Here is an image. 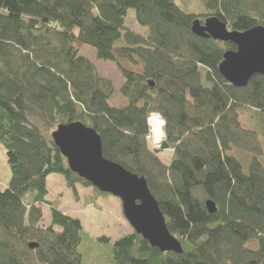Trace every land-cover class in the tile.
I'll return each instance as SVG.
<instances>
[{"label": "trees", "instance_id": "obj_1", "mask_svg": "<svg viewBox=\"0 0 264 264\" xmlns=\"http://www.w3.org/2000/svg\"><path fill=\"white\" fill-rule=\"evenodd\" d=\"M203 1L201 15L176 0H0V145L12 174L0 187V264H84L81 221L47 200L53 174L76 195L78 185L93 187L51 136L74 122L98 132L106 159L146 178L183 248L162 253L134 231L111 246L110 264H264V165L255 157L246 172L231 152L260 151L240 111L264 113V77L230 85L219 66L237 47L192 32L196 19L212 16L238 32L264 26V0ZM130 10L147 33L126 26ZM84 46L116 64L126 106L110 105L115 85L81 54ZM153 111L167 119L159 150L147 139ZM165 150L173 151L169 165L158 156ZM42 205L51 207L46 227L38 226Z\"/></svg>", "mask_w": 264, "mask_h": 264}, {"label": "water", "instance_id": "obj_2", "mask_svg": "<svg viewBox=\"0 0 264 264\" xmlns=\"http://www.w3.org/2000/svg\"><path fill=\"white\" fill-rule=\"evenodd\" d=\"M192 32L204 39L233 43L236 51H227L219 66L220 74L235 87L244 88L255 75L264 77V26L246 32L231 30L218 17L205 21L196 19ZM55 146L67 159L70 170L89 182L101 193L111 194L122 201L123 214L134 231L147 240L151 247L162 253L181 254L178 238L168 229L159 202L151 193L145 177L126 170L103 155L101 136L82 122L61 124L52 133ZM206 207L216 213V204L209 200ZM39 247L31 243L30 248Z\"/></svg>", "mask_w": 264, "mask_h": 264}, {"label": "rangeland", "instance_id": "obj_3", "mask_svg": "<svg viewBox=\"0 0 264 264\" xmlns=\"http://www.w3.org/2000/svg\"><path fill=\"white\" fill-rule=\"evenodd\" d=\"M179 8L185 13L205 14L208 13L203 0H176ZM126 26L139 33H147L148 28L140 26L135 17L134 10H130L126 17ZM81 54L89 58L96 65L100 75L111 80L116 88V92L109 103L113 107H123L127 105L126 98L121 93L125 79L115 63L98 60L96 51L90 46H84ZM240 122L247 130L256 133L260 151L254 152L245 149L234 148L231 152L243 164L244 170L249 171L250 164L255 157L264 165V113L254 108H243L240 111ZM149 142L152 150H159L153 143ZM149 141V139H148ZM158 156L167 165L173 158L172 150H165ZM12 178L10 166L7 160V152L0 145V187L7 189ZM49 194L47 200L60 211L79 219L89 238L84 239L80 246V253L84 264H110V249L118 239L134 232V229L126 220L123 214L122 201L111 194H98L93 187L77 186L78 195L70 189L61 175L53 174L47 180ZM32 200L31 195L25 198L27 204ZM44 217L38 226L46 227L51 222V207L42 205ZM106 237L110 239L111 245L101 241ZM249 248L254 249L253 242L249 243Z\"/></svg>", "mask_w": 264, "mask_h": 264}, {"label": "clouds", "instance_id": "obj_4", "mask_svg": "<svg viewBox=\"0 0 264 264\" xmlns=\"http://www.w3.org/2000/svg\"><path fill=\"white\" fill-rule=\"evenodd\" d=\"M146 127L149 142L153 137H159L162 143L167 137V119L159 111L150 112L146 116Z\"/></svg>", "mask_w": 264, "mask_h": 264}, {"label": "built area", "instance_id": "obj_5", "mask_svg": "<svg viewBox=\"0 0 264 264\" xmlns=\"http://www.w3.org/2000/svg\"><path fill=\"white\" fill-rule=\"evenodd\" d=\"M148 139V138H147ZM153 143L157 146V147H160L161 146V142L160 141H156L155 137L153 139Z\"/></svg>", "mask_w": 264, "mask_h": 264}, {"label": "bare ground", "instance_id": "obj_6", "mask_svg": "<svg viewBox=\"0 0 264 264\" xmlns=\"http://www.w3.org/2000/svg\"><path fill=\"white\" fill-rule=\"evenodd\" d=\"M156 141H159V137H155Z\"/></svg>", "mask_w": 264, "mask_h": 264}, {"label": "flooded vegetation", "instance_id": "obj_7", "mask_svg": "<svg viewBox=\"0 0 264 264\" xmlns=\"http://www.w3.org/2000/svg\"><path fill=\"white\" fill-rule=\"evenodd\" d=\"M204 21V20H203Z\"/></svg>", "mask_w": 264, "mask_h": 264}]
</instances>
